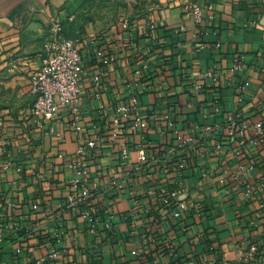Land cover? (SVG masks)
I'll return each instance as SVG.
<instances>
[{"label":"crops","instance_id":"1","mask_svg":"<svg viewBox=\"0 0 264 264\" xmlns=\"http://www.w3.org/2000/svg\"><path fill=\"white\" fill-rule=\"evenodd\" d=\"M190 1L153 0L149 14L106 25L84 18L88 0H0V264H264V131L253 126L264 123V0H211L216 18L201 27L185 13ZM50 18L80 40L81 132L69 109L48 125L31 114ZM139 79L146 126L130 133L113 121ZM231 114L235 132L224 127ZM207 125L216 130L204 139ZM87 139L99 145L94 223L65 207L68 164ZM180 185L188 208L176 217L160 187Z\"/></svg>","mask_w":264,"mask_h":264},{"label":"built area","instance_id":"2","mask_svg":"<svg viewBox=\"0 0 264 264\" xmlns=\"http://www.w3.org/2000/svg\"><path fill=\"white\" fill-rule=\"evenodd\" d=\"M37 9L31 8L34 14ZM185 13L196 25L201 27L208 21L216 18V9L213 1L208 0L201 4L196 0H191L185 7ZM50 29L44 38L43 56L39 68L33 70L29 77L30 91L34 97V103L31 107L32 116L48 125L59 121L61 113L69 109L73 118V124L77 132L83 131L81 125L82 113L80 110L82 96V81L85 74V62L81 50L80 40L75 37H67L63 33L62 22L56 18H50ZM150 33L157 32V26L149 24ZM105 49L99 48L97 55L104 54ZM244 66V59L240 57L232 67V71L241 70ZM139 74V71H137ZM213 71H209L207 76H212ZM95 96H99V89L102 83V76L95 75ZM136 89L132 92L130 99L122 103L118 109L119 116L114 119V124L119 129L129 130L130 133L141 131L146 122L141 113L140 96L145 90V84L139 79L135 82ZM202 83H198L196 88L201 90ZM240 116L228 115L225 120V126L231 132H235L238 127ZM240 130L247 129L250 126L248 121H242ZM127 125V126H126ZM254 129L258 133H263L264 123L257 121L254 123ZM216 129L212 125L205 127L202 138L206 139L211 136ZM99 148L98 141L87 139L81 141L75 157L70 160L68 166L74 172L70 182V193L65 204L66 209L73 210L83 209V217L89 222H95L93 199L97 194L100 184L92 179L90 173V159L94 157V152ZM121 153L123 158L128 157V145L124 144ZM142 161H146V156H141ZM163 173L170 171V167L164 165L161 170ZM264 181V178H263ZM244 182V180H243ZM113 185L119 186L118 181H113ZM247 195L252 194V187L247 185L245 188ZM186 189L183 186L168 189L166 186L160 187L162 196L168 195L175 203V216L181 217L183 212L188 208V202L185 199ZM2 227V224H0ZM111 226V222L107 223ZM4 239V233L0 229V243ZM259 251V246L252 243L247 252L248 257H253ZM57 251L52 248L50 257H56ZM25 264H31L27 262ZM189 264H198L189 262ZM200 264V263H199Z\"/></svg>","mask_w":264,"mask_h":264},{"label":"rangeland","instance_id":"3","mask_svg":"<svg viewBox=\"0 0 264 264\" xmlns=\"http://www.w3.org/2000/svg\"><path fill=\"white\" fill-rule=\"evenodd\" d=\"M153 0H88L84 18L102 20L106 25L120 22L133 16L149 14V4ZM73 28H63V33L68 35Z\"/></svg>","mask_w":264,"mask_h":264}]
</instances>
